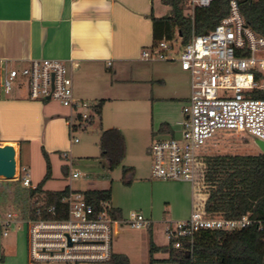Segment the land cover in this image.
<instances>
[{
	"label": "built area",
	"instance_id": "2783aa9c",
	"mask_svg": "<svg viewBox=\"0 0 264 264\" xmlns=\"http://www.w3.org/2000/svg\"><path fill=\"white\" fill-rule=\"evenodd\" d=\"M188 18L193 21L196 7L206 8L211 0H186ZM175 50L173 41L162 40L141 51L145 61H178L190 76V97L183 107L186 119L179 123L175 137L155 140L148 148L153 159L152 177L160 181L188 182L192 189L200 185L201 153L218 132H228L264 141V99L254 94L264 90V37L254 32L232 0L229 13L208 32L197 34L194 27L189 41ZM69 65L57 59H30L19 71L10 61L0 60V89L5 95L13 91L21 76L27 87V98L54 100L75 112L68 119L70 132L85 127L97 113L96 105L76 100ZM1 98V97H0ZM72 143L78 139L71 137ZM66 156V155H65ZM72 178H79L73 173ZM30 170L18 165L14 181L29 190ZM65 217L55 207H45L39 197H29L26 214L8 211L0 219L2 235L10 230H26L28 264L63 262L65 264H104L111 256H119L114 247L115 229L146 232L152 222L141 213L132 212L125 219L113 217L108 201L97 206L89 203L83 191H70L63 198ZM260 222L247 213L238 219L209 217L202 206L195 205L185 221L170 223L165 228L168 242L180 249L178 239L203 229L233 231Z\"/></svg>",
	"mask_w": 264,
	"mask_h": 264
},
{
	"label": "crops",
	"instance_id": "0c3cea01",
	"mask_svg": "<svg viewBox=\"0 0 264 264\" xmlns=\"http://www.w3.org/2000/svg\"><path fill=\"white\" fill-rule=\"evenodd\" d=\"M151 15L164 17L156 12L155 0H0V60L71 62L75 99L99 106L100 120L111 102L132 101L140 106L137 114L151 121V142L172 138L179 134V123L186 119L182 110L191 93L190 76L181 70L178 61L141 59V51L153 45ZM3 95L0 93V97ZM70 111L71 115L62 117L76 118ZM20 142L23 140L6 139L0 141V146L13 144L20 155ZM110 203L116 219H125L112 193ZM11 234L16 240L11 243L13 247L10 242L4 247L2 240ZM150 235L151 230L146 233L116 228L115 251L132 264L135 246L153 244ZM11 250L16 251V258L11 257ZM0 264H28L25 229L10 230L4 237L0 226Z\"/></svg>",
	"mask_w": 264,
	"mask_h": 264
},
{
	"label": "rangeland",
	"instance_id": "374dc122",
	"mask_svg": "<svg viewBox=\"0 0 264 264\" xmlns=\"http://www.w3.org/2000/svg\"><path fill=\"white\" fill-rule=\"evenodd\" d=\"M155 6L157 13L170 16V8L161 0H155ZM188 11L190 8L186 6V17L190 15ZM172 41L175 50L171 54L175 55L180 51L183 40L175 35ZM24 66L25 62L10 63V67L19 71ZM0 93H3L1 89ZM139 107L132 101H113L107 106L102 120L95 113L91 125L70 132L68 119L62 117L71 115L70 109L54 100L28 99L26 84L19 76L13 84L12 93L3 95L0 100V141L23 140L24 143L20 142V155L16 146L17 167L29 168L33 186L40 184L45 177L43 152H46L51 165V178L43 186L44 191L58 192L67 186L72 190L110 189L122 216L127 218L130 213L136 212L149 219L152 222L150 240L154 246L163 247L168 245L165 228L170 223L188 219L195 205L201 207L208 187L202 183L197 190H193L188 182L165 183L152 177L153 159L148 153L154 141L151 142L149 134L151 121L137 114ZM73 122L78 123L75 118ZM111 126L120 131L125 145L124 158L112 171L108 161L102 157L100 145L102 132L111 129L108 128ZM72 136L78 139L77 143L71 142ZM258 154L260 152L251 137L218 132L203 149L201 158L229 160ZM204 168L202 165L201 170L204 171ZM220 168L221 172L225 170L224 165ZM73 173H78L80 177L72 178ZM28 194L29 189L19 182L0 180V218L8 211L26 214ZM13 241H16L15 235L11 234L2 240L3 246L11 245L12 248ZM149 247L145 243L135 246L132 264H149L151 258L154 264H170L161 261L167 258L166 254L154 253L151 257ZM10 255L16 258V251L11 250Z\"/></svg>",
	"mask_w": 264,
	"mask_h": 264
},
{
	"label": "trees",
	"instance_id": "16d2710c",
	"mask_svg": "<svg viewBox=\"0 0 264 264\" xmlns=\"http://www.w3.org/2000/svg\"><path fill=\"white\" fill-rule=\"evenodd\" d=\"M232 0H211L206 8L196 7L193 21L184 15L186 0H162L170 8L168 17L150 16L152 22L153 44L162 40L170 41L179 35L183 44L191 37L194 27L197 34H203L217 25L229 13ZM247 25L258 35L264 37V0H234ZM255 98L264 99V90L256 92ZM99 106L96 111L99 113ZM102 157L108 161L109 170H114L124 158L125 145L120 131L109 129L101 136ZM46 174L35 190H29V197L44 200L45 207H55L65 217L63 198L70 190L65 187L58 192L43 190L51 178V165L48 155ZM204 165V171L201 170ZM224 165L221 172L220 166ZM130 171V169H129ZM128 172V171H127ZM202 173V175H201ZM200 185L208 187L202 210L209 217L238 219L249 213L250 218L262 224L264 229V154L247 155L236 159H211L204 157L200 166ZM17 182V181H16ZM86 200L97 206L101 201L111 200L110 190L83 191ZM114 218L117 216L113 213ZM181 248L176 249L173 242L168 245L150 246V255L163 253L167 255L162 262L171 264H264V230L259 231L257 224L233 231L203 229L190 236L179 238ZM153 258L149 264H154ZM104 264H131L128 258L113 255Z\"/></svg>",
	"mask_w": 264,
	"mask_h": 264
},
{
	"label": "water",
	"instance_id": "95a60500",
	"mask_svg": "<svg viewBox=\"0 0 264 264\" xmlns=\"http://www.w3.org/2000/svg\"><path fill=\"white\" fill-rule=\"evenodd\" d=\"M260 154H264V141L251 137ZM17 171V149L13 144L0 146V180L14 181Z\"/></svg>",
	"mask_w": 264,
	"mask_h": 264
}]
</instances>
